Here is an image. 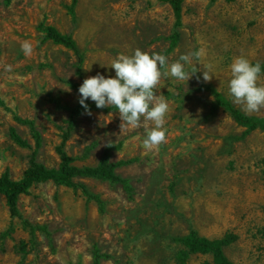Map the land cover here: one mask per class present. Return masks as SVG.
<instances>
[{
  "label": "rangeland",
  "instance_id": "1",
  "mask_svg": "<svg viewBox=\"0 0 264 264\" xmlns=\"http://www.w3.org/2000/svg\"><path fill=\"white\" fill-rule=\"evenodd\" d=\"M71 4L0 0V174L17 179L29 166L34 140L17 118L32 121L41 135L36 160L56 167L55 148L78 100L68 83L97 73L114 78L111 64L120 54L140 49L165 55L171 65L202 49L192 61L198 72L188 82L161 79L157 94L170 102V111L166 143L158 149L143 147L152 122L141 118L138 128L120 127L118 111L82 113L66 152L76 165L93 166L107 144H119L110 160L130 161L116 172L130 181L132 192L96 178H75L74 187L48 181L20 196L19 216L9 214L0 194V264H91L94 243L110 255L102 264H175L182 248L176 239L192 228L208 238L234 234L226 256L234 264H264V131L242 137L244 129L198 89L210 85L243 111L228 95L230 65L241 55L264 63V0H185L171 51L175 27L168 4L76 0L74 18ZM41 23L74 38L83 57L81 76L76 54L44 41ZM25 41L34 47L30 57L21 50ZM203 71L213 78L205 82ZM258 83L264 85V73ZM246 114L264 117V109ZM12 130L30 147L18 145ZM82 186L100 198L102 209ZM209 259L192 255L187 264Z\"/></svg>",
  "mask_w": 264,
  "mask_h": 264
},
{
  "label": "trees",
  "instance_id": "2",
  "mask_svg": "<svg viewBox=\"0 0 264 264\" xmlns=\"http://www.w3.org/2000/svg\"><path fill=\"white\" fill-rule=\"evenodd\" d=\"M7 4L11 0H4ZM76 0H72V4L68 7V12L74 18V3ZM159 4H168L172 10L174 16L175 30L170 36V44L168 51H171L177 44L179 39V33L177 28L182 24V9L185 0H156ZM215 1V0H210ZM39 30L43 33V40H50L52 43L61 45L67 49L72 50L78 60V74L81 76L83 57L79 53L76 42L70 34H65L59 31L56 27L50 24L41 23ZM254 62L253 64H255ZM261 64V73H264V63ZM84 79L80 83L69 82V86L78 93V100L76 104L70 109V117L67 122V127L63 132L59 145L55 148V151L59 157V163L56 167H47L41 162L36 160L37 150L41 146V135L34 127L32 121L22 120L17 118L18 122L26 124L31 129L32 138L34 140V149L29 160V166L25 169L22 176L14 179L10 176L8 171L0 174V194L4 196L6 204L8 206L9 214L11 216H19L18 200L20 196L29 193L31 187L35 184L51 181L57 185H63L67 187H74L75 178H96L104 181H108L112 184L120 185L121 188L127 193L132 192V186L130 181L117 174L116 169L128 164L130 161L119 160L111 161V153L114 150L119 149V144L109 143L104 148L100 160L96 165L90 166H78L75 164V159L70 156L66 150L65 145L68 141L71 132L77 125L78 118L85 109L79 104V87L83 83ZM199 90H207L214 102L216 108H221L227 112L233 121L241 126L244 130L242 137L247 136L255 130L264 131V117L248 115L236 108L230 100H228L219 90L207 85L201 84ZM88 108L91 112H113L118 111L114 106L109 108H97L95 102L90 99L86 101ZM11 136L14 141L22 147H30V144L26 139L21 137L14 130L11 131ZM81 190L84 195L89 199L95 200L99 207L102 209V201L96 195H91L88 190L82 186ZM237 237L234 234H225L221 238H208L201 235L196 229H189L188 232L176 240L181 244L182 248L175 255V264H187L192 255H204L210 256L209 260H204L200 264H234L225 254L224 249L236 241ZM110 258L108 253L101 251L99 246L94 243L92 245V261L91 264H102L103 260Z\"/></svg>",
  "mask_w": 264,
  "mask_h": 264
},
{
  "label": "clouds",
  "instance_id": "3",
  "mask_svg": "<svg viewBox=\"0 0 264 264\" xmlns=\"http://www.w3.org/2000/svg\"><path fill=\"white\" fill-rule=\"evenodd\" d=\"M21 50L26 57H30L34 47L25 41ZM202 52L201 49L181 55L171 65L165 55L149 54L140 49H136L133 55L120 54L111 64L115 77L105 78L97 73L86 78L78 89V102L88 115H91L86 104L89 99L95 102L97 108L114 106L119 112L120 127L126 125L138 128L141 126V118L145 122H152L154 127L147 131L143 147L149 151L158 149L166 143V116L170 111V102L163 95L157 94L158 85L163 77L169 75L178 81L188 82L198 72L197 67L192 65L193 58L199 60ZM186 65L191 66L190 71ZM5 70L12 71V66L7 65ZM230 70L232 78L228 95L233 103L241 105L243 111L249 114L264 109V85L258 83L261 76L260 62L253 64L241 55L233 60ZM212 78L208 71H203L205 82Z\"/></svg>",
  "mask_w": 264,
  "mask_h": 264
}]
</instances>
